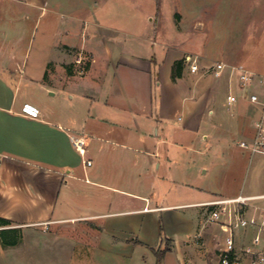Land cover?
Returning a JSON list of instances; mask_svg holds the SVG:
<instances>
[{"label": "crops", "instance_id": "obj_1", "mask_svg": "<svg viewBox=\"0 0 264 264\" xmlns=\"http://www.w3.org/2000/svg\"><path fill=\"white\" fill-rule=\"evenodd\" d=\"M21 1L66 11L69 37L60 46L85 53L89 67L62 85L29 77L23 93L21 76L16 81L17 74H0V217L11 221L9 227L0 224V232L23 228V240H32L42 234L39 227L77 233L73 223L84 221L81 232L90 233L95 227L88 219L104 215L106 232L128 234V245L135 241L149 249L156 263L165 241L170 249L161 264H218L226 232L208 221L200 204L264 194V160L256 158L263 154L240 146L253 143L262 107L242 97L228 106V73L173 78V68L192 54L203 63L222 61L264 75V0H164V10L162 0ZM144 1L153 8H142ZM36 81L53 95L52 88L70 93L73 104L62 99L52 108L40 97L28 98ZM253 90L264 97V87ZM25 104L39 113H28ZM198 173L210 178L192 188L197 195L184 191ZM94 186L112 193L102 200L112 211H85ZM83 193L84 205L78 203ZM187 207L198 209L189 218L177 216L176 209ZM164 210L173 225L165 240L158 227L160 241L153 246L141 235V213ZM178 218L181 227L174 226ZM252 234L241 231L239 248L251 244ZM16 247L0 236V264H17ZM241 264H250L248 254Z\"/></svg>", "mask_w": 264, "mask_h": 264}, {"label": "rangeland", "instance_id": "obj_2", "mask_svg": "<svg viewBox=\"0 0 264 264\" xmlns=\"http://www.w3.org/2000/svg\"><path fill=\"white\" fill-rule=\"evenodd\" d=\"M164 2L166 1L162 0L160 3L162 10L166 8ZM124 6L126 9H132L131 4L125 3ZM142 8L151 9L153 7L147 5V2L144 1ZM54 9L52 6L40 9L29 8L21 0H0V74H17V78L15 77L16 81L21 76L22 93L24 86L28 84L29 77L50 84L62 85L67 81L68 75L85 74L88 70L89 58L85 53L78 54L76 48L60 46L69 37L65 34L68 29L66 23L69 19V14L66 11ZM86 29L89 33L94 30L93 26H88ZM98 32L101 35V32ZM78 33L80 36L82 33L81 28L78 29ZM58 45L59 47H56ZM149 46L156 51L163 50V47L159 45L150 44ZM60 51L61 55L59 54ZM182 58L177 61H182ZM177 61H175V66H177ZM181 65L182 74L190 73L185 63H181ZM60 75L62 79H59ZM1 80L0 91L2 88ZM198 80L199 78H195L191 80V83L196 85ZM187 81L189 82L190 80ZM39 82L36 81L35 84L30 85L28 98L40 97L43 99L45 106H51L52 108L54 105L60 104L62 99L68 105L72 103L70 93L61 95L52 88V93H55L53 95L49 91H42L38 88L40 87ZM258 157L264 160V155H256V158ZM251 162H253V159H251ZM205 177L208 179L210 175L204 176L198 173L193 184L186 187L184 191H190L192 194L197 195L198 192L194 193L192 188L201 185L206 180ZM252 179L253 175L251 173L250 180ZM211 180L215 181V178L211 176ZM171 187L176 191V186ZM165 192L167 198H169L168 191L166 190ZM143 193L145 192L143 191ZM92 195H94L92 202L88 204V210L85 211L103 214L109 209L113 210L107 203H102L105 196L111 199L113 197L112 193L106 192L101 187L94 186ZM85 200L86 195L83 193L79 197L78 203L84 205ZM189 200L187 198V200L184 199L182 201ZM193 200H196V198ZM144 205L145 201H141V206L143 207ZM197 209L194 207L179 208L175 212L177 216L189 218L191 213H194ZM73 213L78 214L79 212L75 210ZM126 219L128 220V217ZM107 220V216L104 215L89 218L87 224L95 227V231L90 233L81 232L82 226H85L84 221H82V223H73L77 233H71L70 231L50 233L52 230L49 228L39 227L38 230L42 234L36 232L35 238L32 240L27 239V237L23 240V228H18L14 233H10L8 237L9 239L14 238L18 244L14 251V253L19 255L17 264H133L135 262L137 264H161L158 261L157 263L155 262L156 258L153 255L151 256L149 249L144 246L134 245L135 241L131 240V244L128 245V238H132L128 237V234L124 236L117 232H106ZM176 223L181 227V218L174 222V226ZM141 225V235L148 237L146 240L155 246L160 241L158 240V232H160L158 227H161V237L165 240L166 234L171 229L169 226L172 227L173 223L168 211L164 210L158 213L142 212ZM240 235L241 231L237 233V237H240ZM165 246L164 241L163 248Z\"/></svg>", "mask_w": 264, "mask_h": 264}, {"label": "built area", "instance_id": "obj_3", "mask_svg": "<svg viewBox=\"0 0 264 264\" xmlns=\"http://www.w3.org/2000/svg\"><path fill=\"white\" fill-rule=\"evenodd\" d=\"M182 59L191 74L221 78L228 73L226 74L228 76L226 96L228 106H233L242 97L262 107L260 117L255 122L256 132L253 143L249 145L242 141L240 146L250 148L253 153L264 155V97L253 90L255 86L264 87V75L256 74L243 66L222 61L203 63L197 55L192 54H186ZM234 87L238 88L240 94L234 90ZM24 110L30 114L39 113L37 108H32L28 104L24 105ZM78 143L75 142L77 148L84 153V149H81ZM84 163L91 162L85 160ZM200 205L207 209L208 221L219 224L220 228L226 232L224 245L218 256V264H241L242 254L250 256V264H264V194L250 196L240 194L232 198H217ZM242 230H251L253 236L250 245L239 248L237 233Z\"/></svg>", "mask_w": 264, "mask_h": 264}, {"label": "trees", "instance_id": "obj_4", "mask_svg": "<svg viewBox=\"0 0 264 264\" xmlns=\"http://www.w3.org/2000/svg\"><path fill=\"white\" fill-rule=\"evenodd\" d=\"M181 63H183L182 61H177L176 64L177 66L174 65V68H173V78H176V77H180L181 74H182V65ZM0 224L3 225V226H8L11 224V221L8 220V219H5V218H1L0 217ZM16 230L15 229H2L1 232H0V236H1V239L3 241V244H10V245H15L16 244V241L14 238L12 239H9V234L10 233H14ZM9 233V234H8ZM9 239V241L7 240ZM170 249V246L169 245H166L164 249L162 250H158L156 251V254H157V258H158V262L160 263V260L162 259V256L164 255V253L166 251H168Z\"/></svg>", "mask_w": 264, "mask_h": 264}]
</instances>
